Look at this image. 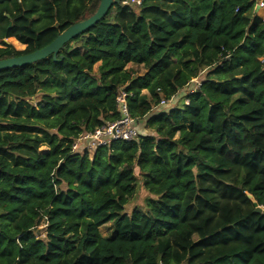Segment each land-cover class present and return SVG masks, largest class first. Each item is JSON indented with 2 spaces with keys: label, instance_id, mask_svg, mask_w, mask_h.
Returning <instances> with one entry per match:
<instances>
[{
  "label": "trees",
  "instance_id": "1",
  "mask_svg": "<svg viewBox=\"0 0 264 264\" xmlns=\"http://www.w3.org/2000/svg\"><path fill=\"white\" fill-rule=\"evenodd\" d=\"M99 1L0 0V59L43 47ZM255 4L117 0L54 54L0 69V264H264ZM120 88L149 132L73 150L119 118ZM139 181L149 195L127 212Z\"/></svg>",
  "mask_w": 264,
  "mask_h": 264
},
{
  "label": "built area",
  "instance_id": "2",
  "mask_svg": "<svg viewBox=\"0 0 264 264\" xmlns=\"http://www.w3.org/2000/svg\"><path fill=\"white\" fill-rule=\"evenodd\" d=\"M130 2L140 3L141 0H126ZM263 7L264 2L260 1L257 5ZM127 93L123 88H120L116 95V106L120 113L118 119L113 122L96 127L91 132L81 134L73 143L72 149L78 146H83L88 150L96 148L98 145L106 144L112 139L131 140L137 136L135 119L130 116L126 102ZM166 99H161L160 104H165Z\"/></svg>",
  "mask_w": 264,
  "mask_h": 264
},
{
  "label": "water",
  "instance_id": "3",
  "mask_svg": "<svg viewBox=\"0 0 264 264\" xmlns=\"http://www.w3.org/2000/svg\"><path fill=\"white\" fill-rule=\"evenodd\" d=\"M114 1L117 0H100L97 9L94 13L80 21L71 24L43 47L18 56L0 59V69L33 62L35 60L45 57L50 53L54 54L65 41L83 32L84 30L92 26L94 23H96L98 20H100L103 16H105ZM255 211L260 212L261 207L256 206Z\"/></svg>",
  "mask_w": 264,
  "mask_h": 264
},
{
  "label": "rangeland",
  "instance_id": "4",
  "mask_svg": "<svg viewBox=\"0 0 264 264\" xmlns=\"http://www.w3.org/2000/svg\"><path fill=\"white\" fill-rule=\"evenodd\" d=\"M263 0H256L255 8L254 11L261 17H264V6L263 7H258V3ZM257 7V9H256ZM4 42L12 44L16 49H23L24 45L18 42L15 38L13 37H7L3 39ZM1 45V41H0ZM203 78V73L199 74L198 77L192 78L190 82L182 89H180L174 97H171L170 99L167 100L165 104H160L158 105L157 109H166L174 104H176L181 98L186 96V94L192 90H194L198 84L200 83V80ZM185 100L186 97H185ZM135 126L137 129V132H149V129L144 127V122L142 119L135 120ZM79 151H82V147L79 148ZM137 172V170L135 171ZM149 195V193L144 189L142 186L141 182H138V185L136 186L135 193L133 196L130 198L129 202L125 206V210L129 212L133 207L136 206H143L145 203V198ZM42 225H39L38 228H40ZM41 230V229H40ZM100 231L102 234H105L107 232V227L106 225L100 227ZM43 237V232L40 234Z\"/></svg>",
  "mask_w": 264,
  "mask_h": 264
}]
</instances>
